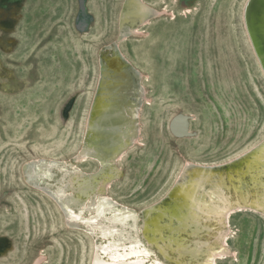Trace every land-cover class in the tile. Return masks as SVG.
Returning a JSON list of instances; mask_svg holds the SVG:
<instances>
[{
    "label": "rangeland",
    "instance_id": "obj_1",
    "mask_svg": "<svg viewBox=\"0 0 264 264\" xmlns=\"http://www.w3.org/2000/svg\"><path fill=\"white\" fill-rule=\"evenodd\" d=\"M246 1L143 0L152 9L147 24L125 21L118 40L123 0H0V264H90L104 242L68 226L42 191L53 182L35 186L21 170L38 157L73 160L103 51L118 50L144 92L139 140L117 172L110 165L96 181L115 176L106 194L119 204L143 208L164 196L185 162L223 163L264 142V74L244 28ZM229 199L223 223L202 224L207 243L225 231L214 264H264V204ZM182 234L185 243L191 234Z\"/></svg>",
    "mask_w": 264,
    "mask_h": 264
},
{
    "label": "bare ground",
    "instance_id": "obj_2",
    "mask_svg": "<svg viewBox=\"0 0 264 264\" xmlns=\"http://www.w3.org/2000/svg\"><path fill=\"white\" fill-rule=\"evenodd\" d=\"M121 8L118 40L128 34L125 21L145 24L152 13L143 0H123ZM242 14L250 46L264 74V0H247ZM100 54L78 152L67 162L46 157L24 162L26 180L45 187L53 182L52 191H42L58 201L68 226L83 228L104 241L97 242L90 264H165L163 259L181 264H188V260L214 264L224 249L221 241L225 231L216 233L219 241L207 243L200 237L205 232L201 231L202 224L208 227L223 223L221 220L233 211V201L229 199L232 193L239 204L263 207L264 142L223 163L185 162L164 196L143 208L119 204L106 194L115 176H104L99 186L96 181L108 166L116 171L117 160L139 140L138 117L144 92L140 72L118 50ZM78 160H93L98 168L85 172L75 163ZM94 185V191L88 192ZM74 191L85 195V200L77 203ZM182 232L191 234L185 243L180 240ZM153 249L159 252L154 261L149 257Z\"/></svg>",
    "mask_w": 264,
    "mask_h": 264
},
{
    "label": "water",
    "instance_id": "obj_3",
    "mask_svg": "<svg viewBox=\"0 0 264 264\" xmlns=\"http://www.w3.org/2000/svg\"><path fill=\"white\" fill-rule=\"evenodd\" d=\"M23 166H24V165H22L21 170L23 169Z\"/></svg>",
    "mask_w": 264,
    "mask_h": 264
}]
</instances>
